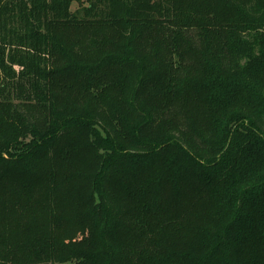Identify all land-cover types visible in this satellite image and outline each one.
<instances>
[{
	"label": "trees",
	"instance_id": "16d2710c",
	"mask_svg": "<svg viewBox=\"0 0 264 264\" xmlns=\"http://www.w3.org/2000/svg\"><path fill=\"white\" fill-rule=\"evenodd\" d=\"M0 264H264V0H0Z\"/></svg>",
	"mask_w": 264,
	"mask_h": 264
},
{
	"label": "rangeland",
	"instance_id": "374dc122",
	"mask_svg": "<svg viewBox=\"0 0 264 264\" xmlns=\"http://www.w3.org/2000/svg\"><path fill=\"white\" fill-rule=\"evenodd\" d=\"M73 4H74V5H73V6H74V9H76V8L78 7V3H77V2H74ZM14 69H16V70H20V69H22V67L15 65V66H14Z\"/></svg>",
	"mask_w": 264,
	"mask_h": 264
}]
</instances>
